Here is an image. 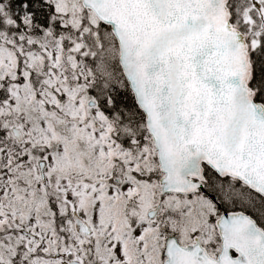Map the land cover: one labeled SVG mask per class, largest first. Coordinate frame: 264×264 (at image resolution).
<instances>
[{
  "label": "snow or ice",
  "instance_id": "snow-or-ice-1",
  "mask_svg": "<svg viewBox=\"0 0 264 264\" xmlns=\"http://www.w3.org/2000/svg\"><path fill=\"white\" fill-rule=\"evenodd\" d=\"M0 264H264V0H0Z\"/></svg>",
  "mask_w": 264,
  "mask_h": 264
}]
</instances>
